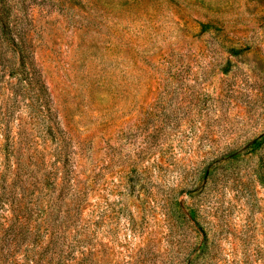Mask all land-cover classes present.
Listing matches in <instances>:
<instances>
[{"label":"rangeland","instance_id":"obj_1","mask_svg":"<svg viewBox=\"0 0 264 264\" xmlns=\"http://www.w3.org/2000/svg\"><path fill=\"white\" fill-rule=\"evenodd\" d=\"M0 264H264V0H0Z\"/></svg>","mask_w":264,"mask_h":264}]
</instances>
